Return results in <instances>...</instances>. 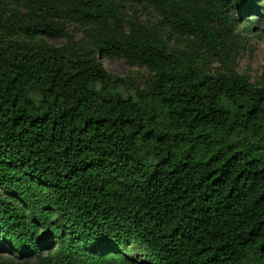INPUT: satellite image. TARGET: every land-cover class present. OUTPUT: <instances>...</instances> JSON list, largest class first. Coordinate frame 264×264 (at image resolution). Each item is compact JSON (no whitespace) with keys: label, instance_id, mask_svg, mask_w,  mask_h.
<instances>
[{"label":"trees","instance_id":"1","mask_svg":"<svg viewBox=\"0 0 264 264\" xmlns=\"http://www.w3.org/2000/svg\"><path fill=\"white\" fill-rule=\"evenodd\" d=\"M260 27L264 0H0V264H264Z\"/></svg>","mask_w":264,"mask_h":264},{"label":"rangeland","instance_id":"2","mask_svg":"<svg viewBox=\"0 0 264 264\" xmlns=\"http://www.w3.org/2000/svg\"><path fill=\"white\" fill-rule=\"evenodd\" d=\"M260 27L257 35H246L248 42V49L252 52L251 59H249L248 51L245 52L243 59L239 61V72H247L252 81H255L259 76L264 75V33ZM55 44L59 45L57 41ZM104 68L112 75L118 77H129L138 81L140 76L144 74L141 68L130 66L124 59L101 60Z\"/></svg>","mask_w":264,"mask_h":264}]
</instances>
